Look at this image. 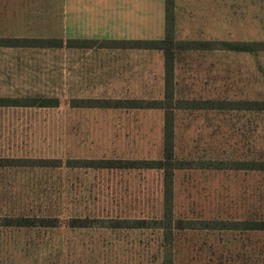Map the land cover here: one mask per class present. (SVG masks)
I'll return each instance as SVG.
<instances>
[{
	"label": "rangeland",
	"instance_id": "1",
	"mask_svg": "<svg viewBox=\"0 0 264 264\" xmlns=\"http://www.w3.org/2000/svg\"><path fill=\"white\" fill-rule=\"evenodd\" d=\"M55 2L26 0V38L62 34ZM181 2L184 27L175 34L214 46H176L169 102L183 108L174 110L175 157L193 167L175 171V218L264 220V170L199 167L208 160L264 161V110L185 108L202 100L264 101V49L234 51L219 43L264 42V0ZM89 68L72 70L69 53L26 50V70H13L14 95L60 103L16 107L14 119L0 123V156L7 158L0 164V264H165L169 258L264 264V230L177 229L166 238L153 223L164 216L163 170L85 166V160H160L165 153V109L72 103L165 100V70ZM23 217L58 223L12 222ZM73 218L139 219L149 227H74Z\"/></svg>",
	"mask_w": 264,
	"mask_h": 264
},
{
	"label": "crops",
	"instance_id": "2",
	"mask_svg": "<svg viewBox=\"0 0 264 264\" xmlns=\"http://www.w3.org/2000/svg\"><path fill=\"white\" fill-rule=\"evenodd\" d=\"M59 1L56 0L55 7L60 11L62 34L45 38L63 40L62 45L26 47V0H0V123L14 119V108L26 107L15 105V100L26 97L11 91L13 70H26V50L69 53L72 70H89L92 66L100 70H127L128 67L166 70L164 50L153 43L167 37V0ZM172 11L175 32H178L184 27L181 0H175ZM193 41L209 40L174 35L175 43ZM177 48L179 51L203 50L190 46ZM0 159L7 158L0 156Z\"/></svg>",
	"mask_w": 264,
	"mask_h": 264
},
{
	"label": "trees",
	"instance_id": "3",
	"mask_svg": "<svg viewBox=\"0 0 264 264\" xmlns=\"http://www.w3.org/2000/svg\"><path fill=\"white\" fill-rule=\"evenodd\" d=\"M175 0H167V37L164 41L154 42L153 45L164 50L165 53V80H166V96L165 100L149 102L139 99L119 100L115 106L110 100L101 99H83L82 104L74 106L81 107H127V108H163L166 110L165 118V148L164 158L160 160H85V166L89 167H129V168H157L164 171V216L161 220L153 222L156 227H161L166 232V238H172L177 229H221V230H264V220H231V219H213V220H183L177 219L174 215L175 199H174V176L177 169L192 168L191 162L177 160L175 157V123L174 110L177 106H173L169 101L174 97V67L176 60V46H190L191 48L211 49L214 42L193 41V42H174L175 35V18L172 11ZM63 40L51 38H26V47H54L62 45ZM219 43L225 49L257 53L264 49V42H231L222 40ZM168 101V103H167ZM59 98H49L41 96H28L21 100H15V105H23L26 107H57L59 106ZM177 108H183L178 106ZM185 108H203V109H251L264 110L263 100H202L201 102L191 101L190 106ZM6 160L0 159V164ZM74 163V162H70ZM202 169H237V170H264V161L260 160H208L199 164ZM13 223L21 226H56L58 220L56 218H16ZM102 223L103 226L118 228H142L149 227L146 220L139 219H91V218H73L70 225L74 227H90ZM106 224V225H105ZM165 264H173L172 259H167Z\"/></svg>",
	"mask_w": 264,
	"mask_h": 264
}]
</instances>
